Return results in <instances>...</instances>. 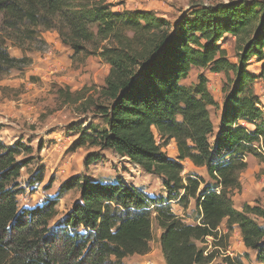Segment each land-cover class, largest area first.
I'll return each instance as SVG.
<instances>
[{"label":"trees","instance_id":"1","mask_svg":"<svg viewBox=\"0 0 264 264\" xmlns=\"http://www.w3.org/2000/svg\"><path fill=\"white\" fill-rule=\"evenodd\" d=\"M0 26L24 50L41 32L54 30L73 55L93 53L106 63L96 95L58 90L66 102L79 103L82 113L91 108L101 119L69 129L78 135V147L114 151L161 177L166 192L154 197L121 178L76 175L54 197L19 209L21 170L34 160L33 147L0 140V264H121L150 251L153 214L165 264H245L228 254L233 226L256 263L264 264V209L244 204L238 210L231 198L241 189L247 155L260 157L254 144L264 147V106L254 90L255 80L264 78V63L258 74L247 70L254 58L264 62V0L196 5L174 21L146 10L114 11L106 0H0ZM227 36L234 41L235 62L221 44ZM23 59L11 57L0 42V80ZM191 67L225 76L213 143L208 107L218 104L206 75L200 73L191 88L180 83ZM171 139L177 160L162 150ZM100 158L90 153L84 165ZM184 160L204 167L213 184L195 174L183 177ZM30 179L28 187L41 183L43 172ZM72 189L78 200L51 226L58 200ZM190 200L197 224L184 222L170 205L176 201L186 209ZM223 222L226 231L219 229ZM206 238L212 239L210 251L197 245Z\"/></svg>","mask_w":264,"mask_h":264},{"label":"rangeland","instance_id":"2","mask_svg":"<svg viewBox=\"0 0 264 264\" xmlns=\"http://www.w3.org/2000/svg\"><path fill=\"white\" fill-rule=\"evenodd\" d=\"M106 1L112 5L114 11L146 10L174 21L181 13L189 11L196 5L228 0ZM39 39L24 50L26 46L20 48L12 43L7 38V33L0 28V42L4 43L8 54L14 58H24V62L11 68L0 80V140L8 145L15 141L29 144L33 147L35 156L34 160L21 170L20 183L24 191L17 198L18 208L33 207L47 198L54 197L61 184L76 175L100 180L121 178L126 183H133L147 195L164 197L166 192L161 177L146 173L112 150H101L88 145L78 147V135L69 129L71 124L83 123L82 126L89 122L101 124V119L90 113L91 108L88 113H82L79 103L66 102L58 90L96 95L103 85L108 65L93 53L73 55V52L61 43L54 30L41 32ZM221 44L226 49L230 61L235 62L233 38L227 36ZM88 49L92 50V47L88 46ZM262 63L264 62L254 58L249 62L247 70L258 74ZM200 73L208 78V90L218 104L217 108L208 107L214 124V133L209 136L210 142L213 143L215 128L219 127L220 102L224 97L221 86L225 82V76L222 73L209 75L210 72L206 69L191 67L186 78L180 83L191 88L197 83ZM254 90L264 106V78L255 80ZM155 138L158 143H162L157 135ZM254 149L260 157L247 155V168L239 176L241 189L239 192H233L231 197L234 207L238 210L244 204L258 205L264 209V157L255 146ZM162 150L168 158L177 160L172 139L163 145ZM90 153H98L101 158L86 167L84 160ZM181 164L183 177L195 174L203 177L205 182L213 184L204 167H195L188 160L182 161ZM39 169L43 172L42 182L28 187V180L30 181ZM78 197L77 189L69 190L62 195L56 205L57 215L50 222L51 226L64 217ZM170 205L175 214L184 218V222L188 224L199 222V213L192 200L186 209L179 206L176 201H171ZM255 219L261 222L260 219ZM234 227L236 226H233L228 240V254L239 255L245 264H257L254 252L244 247L240 234L235 232ZM219 229L226 231L224 222ZM151 230L150 251L145 255L127 256L121 264H165L159 244L161 232L154 214L151 217ZM204 241L197 242L198 247H203L207 251L212 250V239L206 238ZM216 259L219 261L220 258Z\"/></svg>","mask_w":264,"mask_h":264},{"label":"built area","instance_id":"3","mask_svg":"<svg viewBox=\"0 0 264 264\" xmlns=\"http://www.w3.org/2000/svg\"><path fill=\"white\" fill-rule=\"evenodd\" d=\"M254 146L256 147V149L258 150V152L261 154V155H263L264 156V147H263V145H262V143H260V144H254Z\"/></svg>","mask_w":264,"mask_h":264},{"label":"crops","instance_id":"4","mask_svg":"<svg viewBox=\"0 0 264 264\" xmlns=\"http://www.w3.org/2000/svg\"><path fill=\"white\" fill-rule=\"evenodd\" d=\"M54 34V33H53ZM193 68H195V67H193ZM211 74H213V73H210L209 75H211ZM220 107H222V102H220ZM176 149V148H175ZM176 152V151H175ZM234 230H235V232H238L239 233V231L237 230V228L236 227H234Z\"/></svg>","mask_w":264,"mask_h":264}]
</instances>
